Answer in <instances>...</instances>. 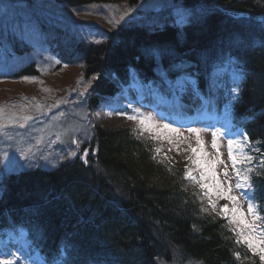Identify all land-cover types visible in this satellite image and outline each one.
Here are the masks:
<instances>
[{
    "label": "trees",
    "instance_id": "16d2710c",
    "mask_svg": "<svg viewBox=\"0 0 264 264\" xmlns=\"http://www.w3.org/2000/svg\"><path fill=\"white\" fill-rule=\"evenodd\" d=\"M64 1L84 6L110 0ZM182 2L189 7L221 5L249 17L235 18L215 9L185 27L180 41L162 15L145 25L110 31L105 41L91 45L72 33L71 18L66 23L46 14V2L0 0V54L29 53L39 45L72 66L62 75L83 63L92 81L87 95L96 110L129 83L131 69L149 79L155 77L152 74L161 59L162 72L172 78V86L157 79L163 90L181 91L187 73L199 76V88L204 90L212 82L210 60L224 62L230 53L243 76L228 106L230 121L245 130L250 142L243 147L252 157L251 161L241 159L243 175L245 168L252 169V188L247 190L257 198L264 222V49H254L252 42L243 45L246 37L252 38L247 27H255L264 44V19H257L264 18V0ZM7 3L11 13L1 8ZM37 27L41 30L38 39L30 32ZM173 44L179 47L174 50ZM180 55L199 64L201 72L177 69ZM125 60L130 63L124 64ZM79 75L78 70L70 83ZM104 113L91 130L88 146L75 159H66L53 169L3 170L0 238L13 234L36 264H88L83 261L86 254L93 257L91 264H264L262 240L254 239L255 248L242 242L231 220L211 207L197 176L193 180L186 175L194 167L191 160L168 151L170 142L164 131L141 124L151 114L148 110L127 103L113 107L111 118ZM132 116L136 119H129ZM187 130L199 135L205 129L195 125ZM214 140L219 148L221 141Z\"/></svg>",
    "mask_w": 264,
    "mask_h": 264
},
{
    "label": "rangeland",
    "instance_id": "374dc122",
    "mask_svg": "<svg viewBox=\"0 0 264 264\" xmlns=\"http://www.w3.org/2000/svg\"><path fill=\"white\" fill-rule=\"evenodd\" d=\"M40 1L46 2L44 8L46 14L65 20L64 14H67L73 20L76 30L90 33L92 30L90 25L101 26L106 31L113 32L118 27L131 25L137 20L145 19L157 9L168 8L172 11L179 8L178 0H137L133 7L128 6L126 0H110L84 6L69 5L64 0H58L56 3L51 0ZM3 5L1 8L11 13L10 4ZM201 5L208 9H204L205 13L217 8L213 4L201 3ZM182 38L180 41L184 40ZM189 49L194 50L195 47H188L187 50ZM32 59L42 64L43 74L40 77L28 80L22 85L1 84L0 86V162L10 170L32 168L37 165L56 166L65 153L72 154L74 148L90 136L91 129L100 118L101 108L91 109L85 94V91L89 89L87 82L89 79L85 77L86 74H84L85 78H79L70 83L72 79L74 80L78 70H81V67L84 69V65L79 69L74 68L70 73L64 75H62L64 70L62 68L54 71L55 74L54 72L50 74L48 73L50 68L48 60L36 56H33ZM30 60L27 56L18 57L16 55H13L9 60L1 59L0 77L8 73L9 77L13 78L12 72L28 64ZM226 78L224 72L217 76L213 93L216 95L227 93V86L220 84V81ZM128 89L129 95L120 97L114 105H120L127 98L135 99L137 91L134 85ZM228 94L230 96L231 93ZM139 96L145 103V108L148 111L151 110L149 111L151 114H146L140 121H146L145 124L150 125L156 131H164L170 142L168 151L184 158L185 161L191 160L194 167H189L190 174L193 177L197 176L200 187L201 185L209 186V188H201L207 192L209 199L215 202V209L231 218L232 222L238 225H241V218L234 211L235 209L244 213L245 221L251 219L252 214L248 212L247 197L240 189L236 188L235 173L231 171L232 160L229 157L226 139L223 138L222 146L218 148V154L217 149L212 146L214 133L212 128L204 132L201 131L199 135L182 130L190 127L191 123L203 126L208 124V127H213L216 121L226 122L225 116H222L223 111H206L205 105L201 104L193 108L191 106L184 107V110L182 109L184 114L182 113L183 116L180 117L171 112L169 104L158 101L151 91L144 89ZM183 99L192 105L196 101H201V97H198L194 91L185 93ZM225 103L220 98L215 101L217 107H221ZM175 117L184 122H175ZM22 124L25 127H20ZM168 124L171 126L166 128L165 125ZM226 125L228 127V124ZM172 129H176V131ZM229 136L233 138L232 133ZM219 161H223V163ZM212 172H215V177L212 176ZM225 172H227V176H225ZM217 181L220 184L219 189L215 187ZM229 184L232 186L231 194L238 198L235 202L222 199L218 195L219 191H226ZM225 205L229 208L227 213L222 211ZM247 224L251 225L250 220ZM242 226L243 232L249 235L251 229L243 224Z\"/></svg>",
    "mask_w": 264,
    "mask_h": 264
},
{
    "label": "snow or ice",
    "instance_id": "6c2138e0",
    "mask_svg": "<svg viewBox=\"0 0 264 264\" xmlns=\"http://www.w3.org/2000/svg\"><path fill=\"white\" fill-rule=\"evenodd\" d=\"M129 119H136V117L132 116V117H129ZM145 123H146V121H143V120L141 121V124H145ZM165 127L167 128L168 125H165ZM172 130L173 131H176V129H172ZM189 130L192 131V132H197L198 131L197 129H189ZM213 135L215 137L216 136V133H213ZM245 142L250 143L248 141L247 136H244V141L243 142L242 141H236L235 142L236 148H237V150L239 152V155H240V157H241L242 160L251 161L252 157L248 156L244 152V150H243V147H244V143ZM233 145H234V141L233 140H229L228 141L229 157L232 160L233 166L235 167L236 164L238 163V159H237V155L234 154ZM212 146H213V148H216L217 149V152L219 154L218 145H217V143H216L215 140L213 141V145ZM157 151H159V150H157ZM193 151H195V149H193ZM72 154L75 155V153H72ZM219 162L220 163H223V161H219ZM262 164H264V162H262ZM250 172H252V169L251 168H245L244 169V175L241 176L240 170L237 169L236 176L238 178V183L236 184V188H238V189L247 188V189L251 190L252 185H251V181H250V177H249V173ZM186 175H188L193 180L196 179L195 177H191L190 171L188 173H186ZM215 175H216L215 172H212V176L215 177ZM225 176H227V172H225ZM201 178L203 179V177H201ZM201 187H203V188H209L208 185H201ZM215 187L217 189L220 188V184H219L218 181L216 182ZM231 192H232V186H231V184H229L228 189L226 191H219L218 192V195L222 199H227V200L233 201V202L237 201L238 198L236 196L232 195ZM205 196H207V192H205ZM210 204H211V207L212 208H215L216 207L215 202H213L211 200H210ZM255 207H256L255 204L252 201H249V203H248V212L251 213V214H253L254 217L256 216ZM222 211L225 212V213H227L229 211L228 206L225 205L223 207ZM234 211L239 214V216L241 218L240 219V223L243 224L245 227H248V228L251 229L252 226L249 225V224H247V222L244 219V213L241 212L239 209H235ZM256 218H259V217H256ZM239 234L245 237V242L248 244V247L249 248H255V245L253 243V240L255 239V237L250 236V235H247L246 233L243 232V230H241ZM262 234H264V233H262ZM237 242H239V241H237ZM261 243H264V241H261ZM260 251L261 252H264V247H262L260 249ZM236 255L239 258V254L237 253ZM261 259H264V255L261 256ZM3 264H13V261H11V260H5L3 262Z\"/></svg>",
    "mask_w": 264,
    "mask_h": 264
},
{
    "label": "bare ground",
    "instance_id": "6f19581e",
    "mask_svg": "<svg viewBox=\"0 0 264 264\" xmlns=\"http://www.w3.org/2000/svg\"><path fill=\"white\" fill-rule=\"evenodd\" d=\"M96 4H99V3H93V5H96ZM90 5V4H89ZM178 5H179V8L178 9H173L172 10V13H173V15H172V21L173 20H175V15H176V13L178 12V11H185V10H187L188 8H189V5H185V4H183V2H182V0H178ZM217 8V10H220V11H222L223 13H231V11L230 10H228L226 7H224V6H221V5H215ZM198 15H200V14H198ZM171 29L173 30V31H175V35L177 36V38L180 40V38H182L183 36H184V30H185V28L184 27H182V26H180V25H173V26H171ZM247 29H248V31H250L251 32V35H252V38H249V37H246L247 38V41H245L244 42V44L243 45H248L249 43H251L252 42V44H253V46H255L254 47V49H257V50H259V51H261V50H263L264 49V44H262L261 43V41H262V38H261V35H259L258 34V31H257V29L254 27V28H248L247 27ZM107 34H109V32L108 31H106V29H101L100 31H99V33L97 34V36H106ZM184 38V37H183ZM260 42V43H259ZM263 43H264V41H263ZM177 46H178V44H173V48L172 49H176L177 48ZM203 49V48H202ZM123 63L124 64H128V63H130V61H123ZM157 69V68H156ZM158 70V69H157ZM248 76V74L246 75V77ZM143 84V83H142ZM144 85V84H143ZM25 204H29L28 202H24ZM84 257H86V259L85 260H83V261H86V262H84V263H88V264H91L92 262H93V257L90 255V254H86V255H84ZM158 260L159 261H161V262H163L162 260H161V258H158ZM83 264V263H82Z\"/></svg>",
    "mask_w": 264,
    "mask_h": 264
}]
</instances>
